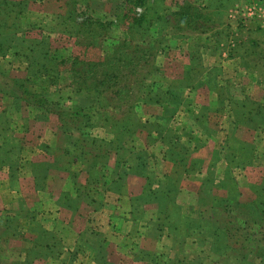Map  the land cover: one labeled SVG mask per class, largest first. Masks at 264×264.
Here are the masks:
<instances>
[{
    "label": "crops",
    "instance_id": "0c3cea01",
    "mask_svg": "<svg viewBox=\"0 0 264 264\" xmlns=\"http://www.w3.org/2000/svg\"><path fill=\"white\" fill-rule=\"evenodd\" d=\"M238 29L247 35L243 40L260 36V30L251 27ZM242 45L240 59L234 48L226 60H220L219 48L210 63L202 56L195 59L202 68L191 75L195 83L187 80L188 74L176 76L179 118L168 108L150 116L156 123L145 141L123 158L124 143L108 150L93 168V184L87 181L85 161L67 157L60 163L63 158L50 153L53 141H42L43 132L30 142L17 137L11 141L17 148L14 155L8 152L13 148L2 134L9 127L0 124V149L8 148L6 155L0 154V264H205L202 250L207 242L186 225L202 208L208 209L202 202L205 193L222 195L223 190L217 185L205 189L199 181L211 173L235 182L236 171L261 167L255 161L264 155V126L249 125L264 95L254 97L264 79L256 68L261 63L253 56L259 52L264 57V43L253 39ZM225 66L228 70L221 74ZM164 77L174 81V75ZM192 96L195 103L189 100ZM225 118L227 137L234 138L229 143L217 139ZM240 128L248 130L246 137L238 135ZM260 132L259 138L252 137ZM235 152L242 156L235 159ZM206 247L214 256L209 244Z\"/></svg>",
    "mask_w": 264,
    "mask_h": 264
},
{
    "label": "rangeland",
    "instance_id": "374dc122",
    "mask_svg": "<svg viewBox=\"0 0 264 264\" xmlns=\"http://www.w3.org/2000/svg\"><path fill=\"white\" fill-rule=\"evenodd\" d=\"M71 1L0 0V44L2 45L0 88L18 89L11 83L10 78L21 80L27 76L26 62L20 55L24 44L26 41L29 43V40L38 42L33 55L48 56L44 63L47 68H50L49 79L53 82L42 83L41 78L30 80L31 82L27 83L28 89L36 94L47 93L46 100H52L63 106L69 105L70 100L68 101L67 97H70L73 88V90L81 88L84 95H89L86 97L90 101L94 100L93 95L97 96L99 103L103 105V111L109 116L106 122L129 125L133 132V135L125 137V140L120 142L124 143L123 151L134 149L135 152L138 149V144L145 141L148 131L155 128L156 118L150 119L152 118L150 116L158 115L162 108L177 111L175 115L177 119L179 118L181 111L178 107L179 78L175 77L188 74L187 80L192 82L191 75L201 66L195 59L202 56L204 61L210 63L212 59L216 60L217 48H219L220 60L223 57L224 60L229 58L228 54L232 51L230 48H234V52L238 49L237 59H240L243 41L257 39L264 43L262 26L264 14L261 13V9H264V0H248L247 3L244 0H163L158 10L154 11L155 14L152 13L153 11L147 14L152 17V20L150 24H146V28L143 25L135 27L131 24V17L141 8L133 7L125 0H82L83 2L78 0L80 2L75 4L74 11L76 15H85L83 17L88 18V23L84 22L82 26L80 25L79 29L82 27V31H79L76 25L68 22V27L64 25L66 32L58 24L57 16L69 8ZM251 5H255L258 13L246 14L248 12L246 7ZM114 11L123 13V19L114 20ZM157 15L159 18H156ZM243 27H251L254 31L260 30V36H258L260 38L256 36L252 38L250 35L248 40H243L247 35L238 29ZM257 54L260 53L255 52L253 56L255 61L261 63V66L256 68L264 79L262 66L264 57ZM224 60L220 63L223 64ZM225 70H228L227 66L223 69L220 67L221 74H226ZM85 71H90L89 76L84 73ZM164 73L174 75V81L165 78ZM227 86L230 90L229 82ZM167 91L171 92L170 97ZM261 92L264 93V81L253 96L257 97V94ZM73 97L74 99L78 97L75 92ZM262 98L259 106L253 108L255 111L249 117L251 127L258 124L264 126V95ZM79 99L82 98L79 97ZM79 99H76L77 102ZM189 100L195 103L196 98ZM91 104L94 103L91 102ZM0 113H4L0 117V124L9 127L6 133L2 134H5V139L8 140L6 145L10 149L13 148V152L11 150L8 152L13 154L17 149L13 147L14 142L11 143L17 137L21 136L20 138L30 142L39 132H43V142L53 141L50 153L54 157H62L63 161L60 163L67 161L68 155H64L60 146L56 144L59 132L55 115L46 114L42 118H36L39 115L37 109L25 106L23 103H15L6 91H0ZM227 124L228 120L225 118L217 133V139L226 138L229 143V140L234 138L227 137L230 127H227ZM23 125L25 129H31V131L24 133L21 130L24 129L21 128ZM17 126H19L18 129H15ZM54 126L55 132L52 134ZM20 130L23 132L21 135ZM91 132L93 135L102 137L105 133L101 128H95ZM141 132L143 135L140 134ZM247 132L248 130L240 128L238 135L246 137ZM253 135L252 137L259 138L261 132ZM260 140L264 141V137ZM230 142L233 143L232 140ZM235 143L236 150L238 144ZM255 147L258 148V144H255ZM5 148L0 149V154H7ZM223 148H226V145ZM151 149L157 151V147ZM263 151L264 146L260 149V152ZM250 152L251 150L246 151L247 154ZM235 153L238 156L241 152ZM204 155L207 157L214 154L204 153ZM254 159L251 158L252 161ZM255 162L257 166L264 167V155L258 156ZM261 167H249L250 169L242 172L236 171L235 182L213 178L210 173L202 180L203 183L199 181V186L205 189L211 185L222 186L219 188L223 190V194H216V197L227 194L225 189L227 185L235 186V193H231L234 198L247 201L254 198L252 187L264 183V169ZM87 169L88 167L85 169L86 174ZM89 176L95 177L93 170ZM93 181L89 179L88 183L93 184ZM191 198V201H195L194 197ZM209 214V209L202 208L199 215L191 217L189 225L195 227L198 223L195 220L207 219ZM247 231V241L244 244L247 247L257 248L259 254H247L246 261L264 264V254H261V251H264V228L253 225ZM204 244V248L208 246L207 243ZM204 248L202 250V255L205 257L204 263L216 264L219 257L213 253L212 258L208 252L209 248L208 250L207 247L206 250Z\"/></svg>",
    "mask_w": 264,
    "mask_h": 264
},
{
    "label": "trees",
    "instance_id": "16d2710c",
    "mask_svg": "<svg viewBox=\"0 0 264 264\" xmlns=\"http://www.w3.org/2000/svg\"><path fill=\"white\" fill-rule=\"evenodd\" d=\"M80 1L83 2L82 0ZM80 1L72 0L69 8L63 14L57 16L58 24L63 30H65L64 25L68 27V22L76 25L79 31H82V27L79 29L80 25L82 26L84 22L88 23V18L84 19L85 17H83L85 15H76L74 11L75 4ZM125 1L132 4L131 6L133 7L141 8L131 17V24L135 27L143 25L144 28L152 20V17L147 15L149 11H153L152 13L155 14L154 11L158 10L159 5L163 3V0ZM247 1L244 0L245 3ZM113 15L114 20H122L124 16L123 13H115V11ZM156 18H159V15ZM37 43L36 41L29 40V43L26 41L24 44L23 51L20 55L23 56L26 62L27 76L21 80L10 78L11 83L18 88L16 89L17 91L10 87L8 90H5L4 87L0 88V91H6L15 103H23L25 106L37 109L39 115L36 118H42L46 114L55 115L59 132V146L63 154L68 155L72 159L84 160L89 169V171L87 170V174L89 175L91 170L108 155V150H116L119 147L118 144L124 141L125 137L133 135V132L129 125H115L116 122L108 124L106 121L109 116L103 111V105L99 103L98 97L93 95L94 100L90 101L87 98L89 95H84L81 88L72 89L70 97H67V100H70L67 106H63L52 100H46L47 93L36 94L31 92L27 87V83L31 82L30 80L41 78L42 83L46 82L50 84L53 82L49 79L50 68H47L44 63V60L48 56L46 54L42 56L33 55ZM1 46L0 44V51L2 50ZM84 73L89 76L90 71H85ZM74 92L78 96L76 99H79V97L82 98L78 102L73 97ZM157 101L158 99L156 98ZM91 102L94 104H91ZM95 128H101L105 131L104 136L93 135L91 131ZM235 154V159H239V155L237 156ZM130 155L131 150H125L122 158L123 156ZM125 161L127 159H123L122 163ZM119 162L121 163L117 158V165ZM89 179L97 180V178H91V176L88 177V181ZM226 180L234 182L231 179ZM225 189L227 190V194L222 197H216L212 194L203 195V204H207L210 210L208 218L195 220L198 221L195 227H191L189 224L186 226L190 230L193 229L192 232L196 236H199V239H204L209 244L212 252L219 257L216 264H254L253 262L246 261V256L247 254L254 255V253H258L257 248L247 247L244 242L246 243L247 241V230L253 225H257L262 229L264 228V183L252 187L254 198L247 201H240L234 198V195L231 193H235V186L228 187L227 185ZM199 200L201 201L200 197ZM261 254L263 255L264 251H261ZM179 262L180 264H193L192 261L180 260Z\"/></svg>",
    "mask_w": 264,
    "mask_h": 264
},
{
    "label": "built area",
    "instance_id": "2783aa9c",
    "mask_svg": "<svg viewBox=\"0 0 264 264\" xmlns=\"http://www.w3.org/2000/svg\"><path fill=\"white\" fill-rule=\"evenodd\" d=\"M246 9H247V11H248V12H246V14H248V15H249V14L252 15V14H254V13H258L257 10H256V8H255V5L248 6V7H246ZM260 9H261V8H259V10H260ZM261 11H262L261 13L264 14V9H261ZM262 26H263V30H264V21H263V23H262ZM262 26H261V27H262Z\"/></svg>",
    "mask_w": 264,
    "mask_h": 264
}]
</instances>
